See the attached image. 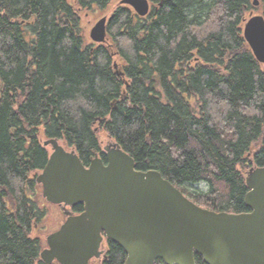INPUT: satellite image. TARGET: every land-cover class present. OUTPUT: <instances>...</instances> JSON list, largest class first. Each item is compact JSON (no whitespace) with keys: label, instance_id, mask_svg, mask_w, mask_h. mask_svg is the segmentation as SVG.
I'll use <instances>...</instances> for the list:
<instances>
[{"label":"trees","instance_id":"trees-1","mask_svg":"<svg viewBox=\"0 0 264 264\" xmlns=\"http://www.w3.org/2000/svg\"><path fill=\"white\" fill-rule=\"evenodd\" d=\"M258 1L149 0L146 16L118 1L96 43L87 18L114 0H0V264H47L36 176L48 139L88 166L107 136L196 204L251 211L246 175L264 166V64L244 25L264 16ZM201 183L206 191L192 189ZM126 257L110 242L97 264ZM196 264H206L198 254Z\"/></svg>","mask_w":264,"mask_h":264},{"label":"water","instance_id":"water-1","mask_svg":"<svg viewBox=\"0 0 264 264\" xmlns=\"http://www.w3.org/2000/svg\"><path fill=\"white\" fill-rule=\"evenodd\" d=\"M121 4L140 16L150 11L149 0ZM254 5L259 1L254 0ZM113 16L102 17L92 27L94 42L107 40ZM244 37L264 64L262 14L246 19ZM44 145L52 152L36 177L43 196L65 208L84 206L48 236V248L41 253L46 263L89 264L102 254L105 232L125 250L124 264H155L158 259L166 264H196V254L206 264H264V166L247 172L245 204L251 211L231 213L196 204L158 170L136 168L134 158L116 142L105 147L107 162L96 155L89 166L58 139H48Z\"/></svg>","mask_w":264,"mask_h":264},{"label":"rangeland","instance_id":"rangeland-1","mask_svg":"<svg viewBox=\"0 0 264 264\" xmlns=\"http://www.w3.org/2000/svg\"><path fill=\"white\" fill-rule=\"evenodd\" d=\"M118 1L120 0H114L113 5L111 4L109 6L108 9L104 10V11H97L94 12L91 17L87 18L88 21V33L91 30V28L95 25V23L104 15L106 16H110L112 11L114 10L115 6L118 5ZM253 15V14H251ZM250 15V16H251ZM111 140H109L107 138V136H105L102 145L105 146L106 144L110 143ZM51 149V148H49ZM207 185L204 183L198 184V185H194L192 186L193 190H207ZM40 190L42 192V188L40 186ZM46 207V215L43 219V221L41 222L40 226L38 227V229H36L37 234L40 236V238L43 241V245L45 247L46 244V238L48 237L49 234H51L53 231H55L59 225L65 220V215L63 214V209L61 207H59L58 205H54L52 203L48 204L47 202H44L43 204ZM104 247H106V245L104 244ZM97 261H93L92 264H94Z\"/></svg>","mask_w":264,"mask_h":264},{"label":"flooded vegetation","instance_id":"flooded-vegetation-1","mask_svg":"<svg viewBox=\"0 0 264 264\" xmlns=\"http://www.w3.org/2000/svg\"><path fill=\"white\" fill-rule=\"evenodd\" d=\"M108 144H110V143H108ZM108 144H106L105 146H103L102 147V151H103V156H102V158H103V161L104 162H107V159H106V156H105V147L108 145ZM59 207H61L62 209H63V214L65 215V220L59 225V227L55 230V231H53V232H56V231H58L63 225H64V223L67 221V219L70 217V215H77V214H80L83 210H84V206L83 205H78V206H83V209L82 210H80V209H78V206H76V207H73V208H71V207H66L65 208V206L63 205V204H60V205H58ZM67 212H70V213H67ZM102 235H103V241H102V243H101V246H100V251H102V254L99 256V257H94V258H92L91 260H90V262H89V264H92L93 263V261H97V260H100L101 258H103V257H106V252H107V248H109V244H110V242L112 243V242H114L113 240H111V239H109L107 236H106V234H105V232H102ZM104 244L106 245V247H104ZM45 246H46V244H45ZM52 264H60L58 261H54ZM94 264H97V262H95Z\"/></svg>","mask_w":264,"mask_h":264}]
</instances>
